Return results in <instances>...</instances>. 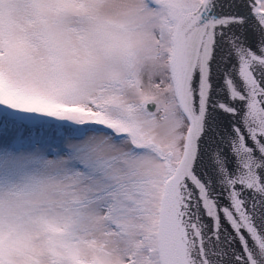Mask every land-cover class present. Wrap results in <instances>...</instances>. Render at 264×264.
I'll use <instances>...</instances> for the list:
<instances>
[{
    "label": "snow or ice",
    "instance_id": "6c2138e0",
    "mask_svg": "<svg viewBox=\"0 0 264 264\" xmlns=\"http://www.w3.org/2000/svg\"><path fill=\"white\" fill-rule=\"evenodd\" d=\"M0 264H264V0H0Z\"/></svg>",
    "mask_w": 264,
    "mask_h": 264
},
{
    "label": "water",
    "instance_id": "95a60500",
    "mask_svg": "<svg viewBox=\"0 0 264 264\" xmlns=\"http://www.w3.org/2000/svg\"><path fill=\"white\" fill-rule=\"evenodd\" d=\"M149 107L151 108L152 106H151V105H149Z\"/></svg>",
    "mask_w": 264,
    "mask_h": 264
},
{
    "label": "rangeland",
    "instance_id": "374dc122",
    "mask_svg": "<svg viewBox=\"0 0 264 264\" xmlns=\"http://www.w3.org/2000/svg\"><path fill=\"white\" fill-rule=\"evenodd\" d=\"M49 158H51V157H49Z\"/></svg>",
    "mask_w": 264,
    "mask_h": 264
}]
</instances>
